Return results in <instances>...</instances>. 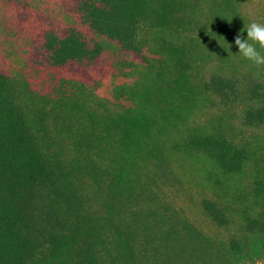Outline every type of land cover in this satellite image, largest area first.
Wrapping results in <instances>:
<instances>
[{
    "label": "trees",
    "instance_id": "16d2710c",
    "mask_svg": "<svg viewBox=\"0 0 264 264\" xmlns=\"http://www.w3.org/2000/svg\"><path fill=\"white\" fill-rule=\"evenodd\" d=\"M197 3L81 0L76 10L94 36L125 52L138 56L144 38L155 37L162 57L152 70L165 92L183 98L196 91L243 129H264V76L239 77L230 65L207 76L192 72L182 45L194 39L187 35ZM232 3L218 0L208 30L198 28L196 37L226 56ZM42 41L53 67L93 59L101 49L89 48L72 28L61 37L46 32ZM117 93L109 101L84 83L60 79L52 93L40 94L0 74V264H227L239 254L243 223L221 243L160 204L154 182L165 173L150 177L148 167L158 164L140 154L146 101L131 111ZM201 144L216 151L222 167L238 163L231 139ZM258 207L263 215L264 196ZM201 209L212 224L235 226L219 204L203 200Z\"/></svg>",
    "mask_w": 264,
    "mask_h": 264
},
{
    "label": "rangeland",
    "instance_id": "374dc122",
    "mask_svg": "<svg viewBox=\"0 0 264 264\" xmlns=\"http://www.w3.org/2000/svg\"><path fill=\"white\" fill-rule=\"evenodd\" d=\"M80 1L0 0V74L21 79L29 90L40 94L52 93L60 79L84 83L109 101L120 90V106L131 111L145 100L147 131L140 154L158 164L148 167L150 177L152 172L159 174V169L165 173L164 179L154 182L160 204L221 243L243 223L245 231L237 233L240 252L228 257L227 264H255L256 259L264 258V214L260 215L258 207L264 196V129H243L196 91L183 98L165 92L152 70L162 57L156 38L145 37L138 56L125 52L88 30L76 10ZM217 1L198 0L194 10L196 20L187 35L194 39L182 45L192 72L207 76L230 65L239 77L264 76V66L243 59L233 43L236 34L250 23L264 24V0H234L227 5L233 16L229 56L215 47L208 49L199 43L201 37L196 38L198 28L208 30V12ZM71 28L89 48L97 44L100 52L90 60L53 67L43 48V35L53 32L61 37ZM241 35L246 37V32ZM147 91L151 99H147ZM165 106L172 110L162 112ZM207 137L231 139L240 153L238 163L231 168L219 165L216 151L201 144ZM203 200L219 204L235 226L225 230L209 222L201 209Z\"/></svg>",
    "mask_w": 264,
    "mask_h": 264
},
{
    "label": "clouds",
    "instance_id": "9594fccd",
    "mask_svg": "<svg viewBox=\"0 0 264 264\" xmlns=\"http://www.w3.org/2000/svg\"><path fill=\"white\" fill-rule=\"evenodd\" d=\"M246 32V37L241 33ZM243 59L251 62L254 66H264V24L252 22L244 31H239L233 40ZM231 45L228 44V49ZM248 264V262H243ZM255 264H264V258L256 259Z\"/></svg>",
    "mask_w": 264,
    "mask_h": 264
}]
</instances>
